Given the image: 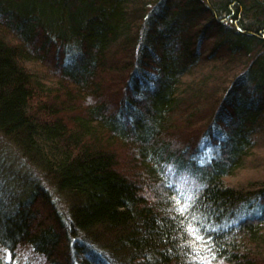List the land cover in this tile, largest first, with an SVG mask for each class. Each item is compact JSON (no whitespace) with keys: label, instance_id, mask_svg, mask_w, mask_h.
<instances>
[{"label":"trees","instance_id":"obj_1","mask_svg":"<svg viewBox=\"0 0 264 264\" xmlns=\"http://www.w3.org/2000/svg\"><path fill=\"white\" fill-rule=\"evenodd\" d=\"M0 132L68 201L0 204L7 250L264 264V179L230 185L264 135V0H0Z\"/></svg>","mask_w":264,"mask_h":264},{"label":"rangeland","instance_id":"obj_2","mask_svg":"<svg viewBox=\"0 0 264 264\" xmlns=\"http://www.w3.org/2000/svg\"><path fill=\"white\" fill-rule=\"evenodd\" d=\"M211 42L203 47L204 51L210 49ZM54 59V57H50V59L43 60V62L38 61L32 66V70H36L42 79H47L46 75H50L51 80L47 82L53 83V85L60 80L58 79L59 73L54 72L56 70V59ZM49 66H51L50 69ZM257 139L256 154L253 155L251 162L254 159L262 164V162L264 163V135ZM251 162L230 179V185L264 179L263 166L259 165L260 168H257ZM38 185L50 193L59 210L67 211V197L57 192L52 181L42 169L33 165L22 155L19 146L12 138L0 132V204L2 207L5 210L13 211L17 203L25 200ZM0 264H51V262L34 252L32 246L26 243L20 244L13 250L5 249L0 243Z\"/></svg>","mask_w":264,"mask_h":264}]
</instances>
